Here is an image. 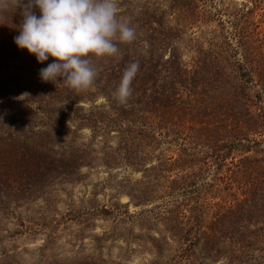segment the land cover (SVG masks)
<instances>
[{"label": "trees", "instance_id": "trees-1", "mask_svg": "<svg viewBox=\"0 0 264 264\" xmlns=\"http://www.w3.org/2000/svg\"><path fill=\"white\" fill-rule=\"evenodd\" d=\"M189 1L178 0L192 8ZM140 9L136 17L130 16L137 39L118 45L117 63H107V57L95 61L100 70L94 91L108 98L125 67L133 61L140 64L132 96L118 105L112 98L109 103L116 116L108 113L104 121L103 114H95L96 108L85 111L79 103L90 99V90L78 93L63 83V77L56 82L40 78V70L54 58L41 63L27 49L19 48L14 38L20 34L21 9L0 11V210L42 195L54 180L75 178L80 166L89 162V152L75 142V125L69 122L87 121L80 124L89 123L95 133L98 123L101 127L125 125L129 130L135 124L137 142L124 139V158L135 164L152 155L156 160L140 165V180H171L170 187L172 180H186V176L187 180L208 176V180H221L218 173L225 158L234 150L243 153L228 179L241 180V190L223 194L227 204L210 220H200L191 204L194 214L187 215L189 224L178 228L180 204L168 197L163 206L165 221L170 223L166 227L185 244L167 264H264V0L243 2L232 13L230 33L212 41L207 50L200 48L198 60L189 64L170 47L171 29L162 25L160 16L155 18L156 12L147 6ZM34 11L40 15L39 9ZM120 15H125L122 10ZM135 21L143 26H135ZM147 22L158 26L146 28ZM142 30L146 32L140 36ZM140 41L147 48L138 46ZM168 45L172 50L164 57L162 51ZM63 101L75 104L70 106L71 113L60 110L57 103ZM120 117L125 122H119ZM161 141L188 145L180 148V158L171 159L159 148ZM251 150L254 154H246ZM208 158H213L215 167ZM195 164H201L199 170ZM184 170L189 171L182 177ZM191 184L182 189L186 194L199 191ZM134 196L136 203L150 200L144 186ZM199 221L203 226H197ZM150 241L161 255L159 239L153 236ZM44 264H101V257L85 255Z\"/></svg>", "mask_w": 264, "mask_h": 264}, {"label": "rangeland", "instance_id": "rangeland-1", "mask_svg": "<svg viewBox=\"0 0 264 264\" xmlns=\"http://www.w3.org/2000/svg\"><path fill=\"white\" fill-rule=\"evenodd\" d=\"M245 1L191 0L189 3L192 8H189L185 5L186 1L179 3L178 0H119V9L125 14L121 16L130 20L131 14L135 17L139 14L141 6H147L150 12L155 11L156 16L154 13L151 17L160 16L162 25L171 29L168 40L170 47L173 45L182 62L189 64L203 52L200 48L207 50L212 41L230 33L232 13ZM134 25H139V28L143 26L138 21ZM144 25L146 28L158 26L155 22ZM141 32L146 31H140V36ZM141 42H138V46L144 50L147 44ZM170 47L168 45L162 51L164 57L172 50ZM157 52L161 53L156 48ZM118 58V55L107 57L106 61L115 64ZM94 90L96 86L87 94L90 99L79 101L86 107L85 111L96 108L95 114H103V121L108 113L115 117L109 101L114 99L116 90L110 93L111 98L100 90ZM114 100L118 105L117 100ZM57 105L69 114L70 106L75 104L63 101ZM138 106L134 105L133 116L137 114ZM80 122L87 121L78 119L69 124L75 125L72 128L75 131L74 140L89 152V162L80 166L75 178L54 180L44 188L42 195L0 210V264H44L55 260L68 262L85 255H99L101 264H167L169 257L172 262V257L175 258L180 247L185 244L181 237L173 236L166 227L170 223L165 221L167 213H164L163 206L168 197L173 199L174 204H180L178 212L184 215L177 213L180 220L177 226L185 228L190 222L187 215L194 214L193 211L190 213L191 204L192 210L199 212L200 220L203 217L210 220L214 213L223 208L224 203L227 204L223 194L241 190V180H228L235 163L243 155L239 151L234 150L225 158L218 173L221 180H208L209 176L204 180H187L186 176V180H172L170 187L171 180H140L143 176V166L140 165L155 162L153 155L141 159L142 163L137 164L124 158V139L128 138L133 144L137 142L135 124L129 130L125 125L121 128L101 127L102 124L98 123L95 133L89 123ZM119 122L125 120L120 117ZM187 145L178 146L176 142L161 141L159 148L166 155H172L173 159L180 158V148ZM246 154L254 152L251 150ZM208 162L213 164L212 168L215 167L213 158H208ZM200 166L195 164L194 169L199 170ZM188 171L184 170L180 176L183 177ZM184 182H187L186 185ZM188 183L199 187V191L195 189L194 194H186L182 189L188 188ZM225 184L230 187L226 189ZM142 186L150 200L136 203L134 194ZM197 226L203 225L199 221ZM153 236L162 244L161 255L155 253L156 247L150 241ZM261 245L264 247V243ZM7 254H12V258L6 257ZM212 264H220V261Z\"/></svg>", "mask_w": 264, "mask_h": 264}, {"label": "clouds", "instance_id": "clouds-1", "mask_svg": "<svg viewBox=\"0 0 264 264\" xmlns=\"http://www.w3.org/2000/svg\"><path fill=\"white\" fill-rule=\"evenodd\" d=\"M9 8H20L23 17L16 45L41 63L54 58L40 70V78L56 82L63 77L78 93L94 88L100 70L96 60L117 56L119 44L137 39L131 20L120 15L119 0H0V11ZM139 69V61L125 67L113 93L118 103L126 104L132 96Z\"/></svg>", "mask_w": 264, "mask_h": 264}]
</instances>
